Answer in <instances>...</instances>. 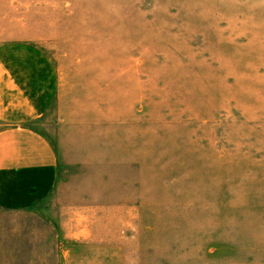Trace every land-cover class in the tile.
<instances>
[{"label": "rangeland", "instance_id": "rangeland-1", "mask_svg": "<svg viewBox=\"0 0 264 264\" xmlns=\"http://www.w3.org/2000/svg\"><path fill=\"white\" fill-rule=\"evenodd\" d=\"M12 42L65 82L64 193L101 196L105 228H163L159 264H264V0H0ZM127 191L144 212L115 218ZM46 222L0 208V264L47 262Z\"/></svg>", "mask_w": 264, "mask_h": 264}, {"label": "crops", "instance_id": "crops-1", "mask_svg": "<svg viewBox=\"0 0 264 264\" xmlns=\"http://www.w3.org/2000/svg\"><path fill=\"white\" fill-rule=\"evenodd\" d=\"M43 59L32 43L0 46V208L47 220L30 230L38 251L45 252L38 255L47 260L42 264H159V257L147 252L168 246L163 228H105L101 196L64 193L59 138L67 130L71 134L72 112L62 96L65 82L62 86L58 69ZM123 185L136 186L134 181ZM126 193L115 203V218L141 210L140 202L134 205L136 194ZM170 241L174 246L184 242L177 236Z\"/></svg>", "mask_w": 264, "mask_h": 264}]
</instances>
